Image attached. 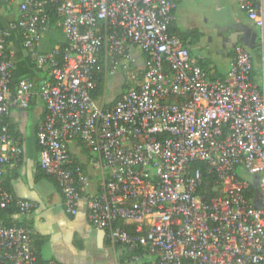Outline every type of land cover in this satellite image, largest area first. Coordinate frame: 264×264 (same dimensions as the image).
Returning <instances> with one entry per match:
<instances>
[{
  "label": "built area",
  "instance_id": "obj_1",
  "mask_svg": "<svg viewBox=\"0 0 264 264\" xmlns=\"http://www.w3.org/2000/svg\"><path fill=\"white\" fill-rule=\"evenodd\" d=\"M178 1L0 0L16 14L0 29V210L35 207L2 180L21 154L6 118L12 108L28 109L37 93L45 108L39 167L54 178L67 214L75 216L84 199L92 227L112 245L142 249L152 264H264V0H236L260 32L259 57L235 46L225 77L215 80L169 33ZM52 27L64 48L34 50L47 79L36 91L24 77L12 91L8 38L20 33L34 49ZM131 68L137 82L117 100L93 97L98 74L106 83ZM73 142L96 153L95 196L84 195L90 179L73 161ZM195 163L213 174L217 196L199 192ZM119 221L139 224L128 232ZM0 264H37L26 228L0 223Z\"/></svg>",
  "mask_w": 264,
  "mask_h": 264
},
{
  "label": "crops",
  "instance_id": "obj_2",
  "mask_svg": "<svg viewBox=\"0 0 264 264\" xmlns=\"http://www.w3.org/2000/svg\"><path fill=\"white\" fill-rule=\"evenodd\" d=\"M242 14L247 18L243 12ZM15 17V12L9 7L1 6L0 29L5 28L7 23ZM174 25L177 27L176 21ZM238 27H240V35H242L244 26L241 20L238 22ZM200 37L198 38L200 39ZM199 39L193 41L192 38H189L185 42L191 50L193 62L200 65L208 73L211 80L224 78L229 69L233 52L230 58L223 55L228 59V66L227 70L221 74L213 65L206 63L202 58L194 57L189 45L196 44ZM26 40V37L20 33H13L8 38V49L13 54V84L24 77H28L35 87H38L43 80L47 79V72L43 67L37 65L35 51L41 53L57 52L65 45V37L59 28L52 27L44 33L34 49L26 46ZM189 40L192 43H189ZM256 47H259V43L254 46L255 49ZM137 54L141 58V54ZM259 68L260 64H257L256 69L259 70ZM135 72L136 69L131 68L130 72L118 73L125 74L127 77L123 87L126 84L135 85L137 81L132 79ZM105 86L106 83L104 82V93ZM44 115V104L37 93L32 97L28 109L12 108L10 110L6 124L18 143L21 154L7 164L2 180L5 188L16 198L29 201L35 205L30 213L19 212L14 218L23 223V227L30 232L33 239V249L35 254L39 255V262L45 263L54 260L59 264H152L154 259L145 251L140 250L132 253L124 247L112 245L103 230L92 227L87 221L86 201L84 199L81 200L75 216L64 211L63 199L54 178L47 176L39 167L40 155L36 132ZM70 152L75 159L85 166L88 176L89 165L97 170L94 167V162L97 159H92L86 163V158L80 151L78 143L70 144ZM99 183V179L94 184L90 181V186L84 195L95 196L99 191Z\"/></svg>",
  "mask_w": 264,
  "mask_h": 264
},
{
  "label": "rangeland",
  "instance_id": "obj_3",
  "mask_svg": "<svg viewBox=\"0 0 264 264\" xmlns=\"http://www.w3.org/2000/svg\"><path fill=\"white\" fill-rule=\"evenodd\" d=\"M243 17L236 0H180L176 13V26L179 30H196L201 34L196 44L189 45L194 57L202 58L222 74L227 70L228 59L218 51L224 49L225 42L232 33L240 31L238 27L240 20L244 26V33L239 36L234 46H242L259 57L258 48L255 49L254 46L260 41V32ZM257 64H260L259 60ZM126 81L125 74L108 76L105 86L106 101H112L119 93L125 91L123 84ZM79 148L86 158V163L96 158L95 152H90L82 145H79ZM88 169L90 181L94 184L100 178V172L94 170L91 165ZM246 178L257 184V176L247 175Z\"/></svg>",
  "mask_w": 264,
  "mask_h": 264
},
{
  "label": "trees",
  "instance_id": "obj_4",
  "mask_svg": "<svg viewBox=\"0 0 264 264\" xmlns=\"http://www.w3.org/2000/svg\"><path fill=\"white\" fill-rule=\"evenodd\" d=\"M169 33L172 35H176L178 36L184 43V46H186L188 48V45L185 43L189 38H192L193 41L198 40L200 37L199 32H197L196 30H179L177 27H175V25L173 24L170 29H169ZM64 48V46L61 47L60 50H62ZM59 50V51H60ZM188 50L191 53V50L188 48ZM259 50V49H258ZM100 68V66H99ZM138 78H141V76H139ZM31 80V79H30ZM32 81V80H31ZM131 86L130 84H126L124 85L125 89H129ZM37 87H35V90L37 91ZM11 90H14V84H12L11 86ZM104 93V80L101 74H98L97 78H96V89L93 92V97L95 99L100 98ZM117 98H115V100H117ZM73 161L75 164L77 165H81L82 168L85 170V166L79 162L77 159H75L73 157ZM194 166L199 167L203 173V185L202 187L199 189V192L201 194H206L207 197L210 199L212 197H215L219 194V191H215V177L213 176V174H211L209 172V170L207 169V167L203 164L200 163H195ZM50 177V176H49ZM53 178V177H52ZM255 184L252 185L250 187V193H246V196L252 197V195L254 194L255 190ZM19 213V209L15 206V205H11L7 208L1 209L0 210V223H2L4 226L6 227H14V226H24L23 223L18 222L14 216ZM139 223L137 222H124V221H119L116 223V226L121 227L125 230H127L128 232H133L135 227L138 225ZM32 248L33 247V239H32ZM142 249H137L134 251H131L132 253H136L137 251H140ZM36 258H37V264H44V263H40L39 262V255L36 253Z\"/></svg>",
  "mask_w": 264,
  "mask_h": 264
},
{
  "label": "water",
  "instance_id": "obj_5",
  "mask_svg": "<svg viewBox=\"0 0 264 264\" xmlns=\"http://www.w3.org/2000/svg\"><path fill=\"white\" fill-rule=\"evenodd\" d=\"M241 32L237 31V32H234L230 35V37L228 38L229 41L226 43V46L224 48V50L222 51H218V53L222 54V55H227L228 53V50H231L234 46V44L237 43L238 41V36L240 35ZM235 47V46H234Z\"/></svg>",
  "mask_w": 264,
  "mask_h": 264
},
{
  "label": "flooded vegetation",
  "instance_id": "obj_6",
  "mask_svg": "<svg viewBox=\"0 0 264 264\" xmlns=\"http://www.w3.org/2000/svg\"><path fill=\"white\" fill-rule=\"evenodd\" d=\"M240 32V31H239ZM229 41V39L225 42V44ZM189 43H192L191 40L188 41ZM226 46V45H225ZM233 49H234V46L231 50H228V53H227V57L230 58L232 56V52H233Z\"/></svg>",
  "mask_w": 264,
  "mask_h": 264
}]
</instances>
